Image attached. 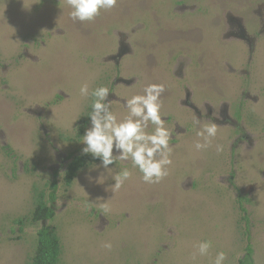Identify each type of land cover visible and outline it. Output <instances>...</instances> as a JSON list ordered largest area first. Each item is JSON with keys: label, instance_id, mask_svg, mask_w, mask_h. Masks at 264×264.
I'll list each match as a JSON object with an SVG mask.
<instances>
[{"label": "rangeland", "instance_id": "rangeland-1", "mask_svg": "<svg viewBox=\"0 0 264 264\" xmlns=\"http://www.w3.org/2000/svg\"><path fill=\"white\" fill-rule=\"evenodd\" d=\"M70 11L66 0H0V264H26L44 226L61 239L60 264H212L219 251L239 264L249 246L264 264V0H119L87 23ZM152 83L165 85L169 174L148 184L130 160L111 173L99 163L66 188L90 127L81 86L108 87L119 120ZM209 118L218 134L197 151L194 121ZM54 183V220L21 232L35 192ZM203 240L213 246L193 260Z\"/></svg>", "mask_w": 264, "mask_h": 264}, {"label": "clouds", "instance_id": "clouds-1", "mask_svg": "<svg viewBox=\"0 0 264 264\" xmlns=\"http://www.w3.org/2000/svg\"><path fill=\"white\" fill-rule=\"evenodd\" d=\"M118 2L119 0H66L71 9L69 16L80 23L95 21L102 12L114 9ZM79 91L81 96L92 98V110L87 116L90 127L86 128L81 137L83 154H91L94 159H99L108 173L112 170L110 165L116 166L117 161L130 160L132 166L142 174L145 183L161 182L169 174L173 152L170 144L172 133L162 118L161 97L165 92V85L148 84L143 88V94L127 98L124 101L127 115L119 120L112 110L108 87L99 86L89 92L88 85L84 84ZM149 125L152 126V131H148ZM194 128L199 138L194 145L195 149L201 151L209 148L218 134L217 124L211 118L209 122L196 119ZM216 150L223 151V146L216 145ZM101 177L97 180L98 183H101ZM130 177L131 172L127 168L113 175L114 184L110 185L112 192L120 190ZM102 207L107 211V204ZM212 246L211 240L200 241L195 245L192 259L207 256ZM104 247L111 249L112 244L105 243ZM226 259V253L219 251L212 264H225Z\"/></svg>", "mask_w": 264, "mask_h": 264}, {"label": "trees", "instance_id": "trees-1", "mask_svg": "<svg viewBox=\"0 0 264 264\" xmlns=\"http://www.w3.org/2000/svg\"><path fill=\"white\" fill-rule=\"evenodd\" d=\"M86 121L82 119L80 122L82 125H86ZM82 132L83 129L80 128V133ZM99 163L101 161L94 159L91 154L85 155L81 153L73 156L64 172L65 187H71L81 171ZM50 189L51 192L49 194L44 191L35 192V205L31 215L16 221L21 232H24L27 223L33 225L54 220L56 212L53 208V203L57 200L58 186L54 183L50 186ZM242 211L246 212L244 208ZM247 251V255L239 261V264H255L252 247L249 246ZM61 256L62 243L56 228L44 226L37 233L35 251L26 264H60Z\"/></svg>", "mask_w": 264, "mask_h": 264}]
</instances>
